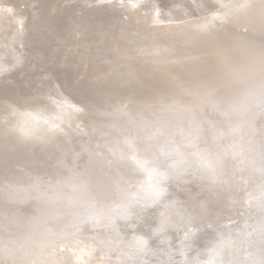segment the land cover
<instances>
[{"label":"bare ground","instance_id":"obj_1","mask_svg":"<svg viewBox=\"0 0 264 264\" xmlns=\"http://www.w3.org/2000/svg\"><path fill=\"white\" fill-rule=\"evenodd\" d=\"M138 1L103 0L99 9L88 12L70 8L65 0H0V29H9L0 32V86L1 78L10 80L24 61L27 45L23 32L29 13L34 26L30 29L31 48L37 46L34 40L41 39L40 47L47 48L44 53L53 61L46 76L33 77L32 83L20 90L24 101L12 104L14 115L0 114V148L11 149L7 137L18 146L20 137L30 136L33 141H51L62 148L58 164L62 174L76 172L72 166L78 157H86L88 163L100 158L111 167L122 157L125 167L119 168H125L124 175L130 174L127 179L145 171L144 182L151 181L153 176L140 160L138 168L126 159L131 151L127 141L134 135L142 143L136 148L155 155L153 162H161L169 182L187 181L194 174L185 177L186 173L197 170L195 180L202 185L204 179L207 183L211 180L210 186H215L212 192L222 203L227 192L219 183L220 174L216 176V165L206 167L204 162L211 161L208 154L202 146L196 152L193 147L200 143L207 147L223 135L229 139L224 153L248 160L244 132L246 136L256 133L255 118L264 122V0H155L149 11ZM90 45L95 54L88 53ZM32 65L35 70L43 68L36 69L34 62ZM188 106H196L192 109L196 112L201 106L207 108L223 121V132L212 126L208 140L206 129L193 126L183 117ZM159 121L172 125L151 127ZM184 126L201 130L200 136L193 134V146L182 138L187 133ZM203 132L207 140L201 139ZM173 134L178 138L173 139ZM205 152L211 151L208 148ZM175 164L181 167L178 173L172 169ZM260 167L264 170V164ZM133 180L138 188L140 178ZM46 186L51 188L49 180ZM144 188L139 192L146 199L150 190ZM190 215L200 218L196 209ZM176 221L174 228L179 232L183 229L181 238L191 236V242L197 239L198 229L200 232L205 227H185ZM36 225L34 221L26 231L14 230L30 234L27 240L44 249L56 239L62 241L63 235L43 224ZM249 227L237 229L234 241L248 244L252 234ZM231 230L225 228L223 236L209 240L208 246L229 239ZM11 232L0 224V242ZM191 244L196 251L204 248L196 242ZM24 250L14 248L19 264H47L44 251L31 257ZM72 250L78 253V263L94 264L90 247Z\"/></svg>","mask_w":264,"mask_h":264},{"label":"water","instance_id":"obj_2","mask_svg":"<svg viewBox=\"0 0 264 264\" xmlns=\"http://www.w3.org/2000/svg\"><path fill=\"white\" fill-rule=\"evenodd\" d=\"M29 54L31 57V52ZM32 61V58L23 61L18 71L27 72L28 67L30 68L33 64ZM42 61L44 58L37 57L34 60L36 68L41 67ZM5 81L8 80L1 78L0 114L5 116L11 115L12 112L13 116L16 111L13 106L20 105L24 101H21L24 97L19 96L22 88L18 90V85L7 84V86ZM11 108L12 110H10ZM154 125L169 127L172 124L159 121L152 123L151 127ZM250 135L252 136V134ZM7 138L8 141H11L9 144L11 149L7 147L10 150L4 149L5 152L0 148V212L6 214L5 217L0 215V224L7 226L8 230L11 229L12 232L9 238L0 242V245L3 244L0 246L2 249L0 264H19L18 257L14 255L15 247L26 249L24 250L25 254L31 255V257L41 256L39 253L44 251L47 264H80L81 262L78 263L75 259L78 253L72 249L80 251L87 246L92 250L93 259L91 261L94 264H210L211 255L215 257L214 259L220 260L218 256L222 251L223 244L221 242L215 243L213 248L206 246L202 250L196 251L190 242L178 237L179 231L174 228L178 225L176 213H173L172 210L163 214L154 212L152 209L156 197L154 187L158 188L159 186L156 185L154 179L151 181L149 179L146 182H144L145 179H140V186L137 188L134 178L125 179L130 174L124 175L125 168H119V165L125 167L124 163L111 167L109 162L100 158H94L91 163H88L89 160L86 157L76 159L75 162L78 163H74L75 166H72L76 172L71 171L75 175L69 171L62 174L61 171L64 170L59 169L58 166L59 151L62 148L55 142L33 141L34 137L23 136L19 139L20 144L16 146V143L12 144L11 137ZM133 138L138 140L134 135ZM208 138L210 140V137ZM139 142L141 143L140 140ZM148 142L151 141L146 140V143ZM210 143L211 141L208 144L210 145ZM200 145L203 146V143ZM136 152L138 154L129 151L126 156L127 161L132 163L133 167L139 168L138 160L147 169L151 166L156 167L153 162L154 154L147 155V152ZM238 161L244 163L245 159L243 160V157L240 156ZM262 164H264V155L256 163L258 166ZM192 173L193 177L197 179V170L196 173L189 170L185 177ZM117 175L124 177L117 179ZM195 179L194 181L200 184V181ZM48 180L51 188L46 186ZM143 182L150 187L146 199L139 192L141 187H145ZM197 187L199 188V186ZM170 188L175 192L179 191V188L175 187L174 182L171 181L168 189L170 190ZM197 192H199L198 189ZM225 201L221 203L218 198L215 204L217 211L223 210ZM189 202L191 204L190 200ZM204 202L202 203L206 204V200ZM195 209L202 218V210L192 206L191 212H194ZM17 215L20 216L17 217ZM121 217L128 218L123 221ZM16 218L19 219V222ZM138 219L162 226L165 230H162V233L157 232L153 238L148 239L146 236H140L143 229L139 232L137 226L128 225L127 231L121 226L122 221L124 223L131 221L134 224ZM13 221H16L19 227ZM34 221L37 223L36 226L43 224L49 227L46 228L47 230L63 235L62 241L59 242L56 239L50 247L47 246L44 249L27 240L30 234H22L21 231L14 230L18 228L26 231L29 229L28 225H32ZM143 224V226H149ZM200 224L203 225L202 220ZM15 231L21 232V234L17 235ZM40 231L43 232L42 229ZM104 231L105 236L103 237ZM181 231L183 232V229ZM258 240L263 242H258V245L264 247V237H259ZM46 241L49 242L48 239ZM55 244L57 245L54 246ZM256 246V243L250 244L252 249ZM252 249L245 252L241 260H253L255 256L257 259V255ZM28 251L29 253H27ZM66 258L67 260H64ZM261 261L263 260L261 259ZM21 264L30 263L21 262Z\"/></svg>","mask_w":264,"mask_h":264},{"label":"rangeland","instance_id":"obj_3","mask_svg":"<svg viewBox=\"0 0 264 264\" xmlns=\"http://www.w3.org/2000/svg\"><path fill=\"white\" fill-rule=\"evenodd\" d=\"M37 1L43 2L48 0H37ZM65 1H66L65 2L66 5L69 6L70 8L86 9V11L88 12H93L95 11V9H99L101 3H103V0H65ZM138 2H139V6H142L144 9H146V11L147 10L149 11L150 9L153 8L154 5L153 2H155V0H139ZM39 9H42V6H40ZM31 18H32V14L29 13L28 20L26 21L27 26L25 31L23 32L25 34V42L28 50V51L26 50V54L24 55L25 57L24 61H27L28 59L32 58L33 60L32 62H34V60L37 58L35 57L36 55L37 56L40 55V59L41 58L43 59L44 57L45 58L44 61H42L41 63V67L43 68H40V70L38 71L35 70L34 69L35 67L32 65L30 66V68L28 67L29 70L27 72L18 71L16 72V74H12L13 76L10 80L5 81L6 85L7 84L12 86L18 85V90L20 88H24L26 84H31L32 82L30 81L33 79V77L38 75L46 76L47 73L49 72L47 66L53 63V61H50L51 59L50 60L46 59L49 58L44 53L47 52V48L40 47L42 45V42L40 41L41 39H36L37 42L34 40V43L37 46H35L36 47L35 49L33 47L31 48L32 46L31 41L33 40V38L30 37L31 36L30 29L34 27L30 22ZM22 29H23V24L21 26V30ZM8 30H9L8 27H3L2 29H0V32L5 33ZM91 45L89 46L90 52L88 53L95 54L94 52L95 50L91 49L92 47ZM30 49H32L33 51H31ZM30 52H31V57L29 56ZM195 107L196 106L191 108L188 106L184 109L186 112L183 117L189 123H191L195 127L206 129L209 135L208 137L211 136L209 132L212 126L213 129L215 127L217 131L223 132L224 124L220 118L213 116V114L203 106H201L202 108L198 109L199 112L192 110L195 109ZM262 123L264 122L257 117L255 118V124L256 126H258V128L256 129V133L252 136L251 135L249 136V134L248 136H246L245 133L246 131L244 132L245 137H247L248 139L247 140L248 146L246 148L249 150V153L247 154L249 156L248 160L245 159L244 163L238 161V158L240 157L234 158L233 156L231 158L228 156V154L224 153V150H226L229 147L228 145L229 139L224 138L223 135L222 136L219 135L218 136L219 138L216 140V142L211 141L210 145L208 144L207 147L202 146L200 144H198L199 146L193 147V149H195L193 150L194 152L199 150L200 146L203 147L202 149H204V153L208 154L207 157L211 160L204 162V164H207L205 166L208 167L213 164L216 165V172H215L216 176L220 174V179L222 181L224 180L223 181L224 183L221 180L219 182L222 184V186H224L227 192V194H225V200H226L225 206L223 210H221L220 212L217 211L215 207V204L219 197L216 196L217 194L212 192V189H215V186L212 187L210 186V183H212L211 180L210 183H207L206 182L207 180L204 179L203 185L198 184L197 181H194L195 179L194 177L192 178L190 177L187 181L183 180V182H179V183L174 182L175 187L179 188V191L175 192L171 188L170 190L168 189L169 187V182L167 181L168 171H166L165 169H163V167L160 166L161 162H158L157 164L155 163L156 167L151 166L148 169L150 172L149 174L153 176L156 185H159L158 189L154 188L157 192L156 195L157 199L155 197L153 203L154 206L152 207V209L154 210L155 213L163 214L165 212H170L172 210L173 213H176L177 219L181 221L185 227L199 226L200 221L202 220L203 226L205 227L200 232H199L200 229H198L196 233L197 239L194 238L195 241H193V238H192V242L188 241L191 238V236L188 234L190 236V238L187 240L188 242L193 244L194 242H196L197 245H200L201 247H206L210 243L208 242L209 240H212L213 238L217 239L223 236L222 234L225 231V228L226 229L232 228L231 230L232 236L229 239H225L224 241L223 238L220 239L221 244H223L222 251L218 256L220 260L214 259L215 257L211 255L210 264H264V256H263L264 247L258 245V242H262L258 240L259 237L262 238L264 237V170L262 169V167L257 168L258 165H256L257 161L260 160L258 158L261 157L262 154H264L263 151L264 135H261V132L262 133L264 132V125ZM184 128H185L184 132L187 133L182 134V138L190 142L192 144L191 146H193L195 142V139L193 138V134H199L200 136L201 130L195 128L196 131H194L192 130L193 128L186 129L185 126ZM207 133L203 132L202 135V137L204 138L203 140L208 139L206 138ZM172 136L173 139L178 138V134H173ZM140 146L141 145L138 143L137 140H135L134 138H129L126 147L130 149L133 154H136L133 151L139 152L140 150L136 147H140ZM208 148L209 151H211L210 153L205 152V150L208 151ZM149 154L150 153L147 152V155ZM220 159L221 161H217ZM123 163H124L123 158H120L117 164H123ZM243 164H245L244 165L245 167H243ZM239 167H242L240 171L237 170ZM219 168L224 174L219 171ZM172 169H174L178 173L180 172L181 167L180 165L175 164ZM144 173L145 171L144 172L139 171L138 173H135L134 179L136 180L138 178L142 180L146 179ZM188 176L190 175H187V177ZM122 177L124 176L117 175V179H120ZM125 179L127 178L125 177ZM144 186H145L144 189L149 190L150 187L148 185H144ZM197 186H199V188ZM197 189L199 190V192H197ZM181 191H183V193H181ZM189 200L191 201L193 207L202 210L203 213L202 218L201 217L198 219L191 218L190 212L192 211V206ZM204 200H206V204H203L205 203ZM208 201H210V203H208ZM121 218L124 221L128 217H121ZM123 221L121 222V226H123L126 231L129 229L127 228L128 225L137 226V228H139V232H141V230L143 229L140 236L142 237L146 236L148 237V239L153 238L157 234V232L162 233V230H165V228H163L162 226L153 225L152 223L144 219L142 220L138 219L137 222L135 220L134 224H132L130 220H129L130 222L128 223H124ZM143 223L149 226H143L144 225ZM155 226H159V227H155ZM242 226H250L248 229L252 232V234H251L250 242L248 244L234 241V237H236L237 239L238 236L237 232L239 229L242 228ZM182 233H183L182 231L177 233L179 238L181 237ZM253 243H256L257 246L256 248L253 247L252 249L250 248V244ZM213 246L214 244L209 245L208 247L213 248ZM251 249L252 251H254V253H256L257 259L255 256L253 260H249V261L241 260L243 254ZM261 259L263 261H261Z\"/></svg>","mask_w":264,"mask_h":264}]
</instances>
